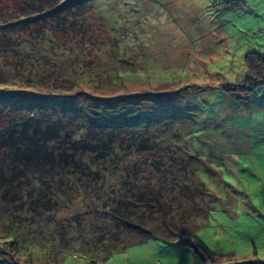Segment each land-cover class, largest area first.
Here are the masks:
<instances>
[{
  "label": "rangeland",
  "instance_id": "rangeland-1",
  "mask_svg": "<svg viewBox=\"0 0 264 264\" xmlns=\"http://www.w3.org/2000/svg\"><path fill=\"white\" fill-rule=\"evenodd\" d=\"M82 1L95 18L89 21L91 37L100 39L102 47L94 52L96 61L86 67L79 84L58 91L20 80L0 83V111L9 110L10 119L21 111L26 119L54 123L62 137L72 132L95 138L107 131L119 133L113 144L130 154L126 166L136 173V180L124 177L117 163L111 165L109 178L86 183L99 188V195L92 197L100 208L82 216L71 239L55 233L48 211L45 220L37 221L28 205L22 206L24 211L0 207V262L264 263V84L238 89L248 76L246 55L253 52L264 58V0ZM0 6L12 11L20 5L0 0ZM101 74L111 79L98 77ZM123 104L124 114L139 125L111 126L119 120L112 110ZM100 119L104 125L96 124ZM152 137L158 141L150 142ZM169 147L178 158L187 157L184 151L196 158L191 164L198 167L205 185L203 205L209 204L205 218L198 220L193 237L183 235L175 241L119 232L109 210L123 195L132 196L134 181L138 187L163 184L152 160L163 162L162 174L168 179L163 196L175 211L171 215H180L177 203L187 201L171 180H180L183 170L171 163ZM109 161L111 157L105 158ZM56 179L65 182L61 190L66 195L71 181ZM161 218L157 213L153 221H146L156 227ZM186 239L204 242L215 257L203 259Z\"/></svg>",
  "mask_w": 264,
  "mask_h": 264
},
{
  "label": "trees",
  "instance_id": "trees-1",
  "mask_svg": "<svg viewBox=\"0 0 264 264\" xmlns=\"http://www.w3.org/2000/svg\"><path fill=\"white\" fill-rule=\"evenodd\" d=\"M15 2L20 5L18 9H13L16 13L8 9L4 11L0 6V83L20 80L26 85L50 90H72L79 84L86 67L96 61L94 52L102 47L100 39L101 42L97 37H91L93 27L89 21L92 22L95 18L89 7L82 0ZM245 64L248 76L238 89L246 91L264 84V58L252 52L246 55ZM102 75L98 77L107 81L111 79L110 74ZM126 104L112 110L115 117L119 118L113 121L115 124H111L112 127L121 129V126L140 124L124 114ZM108 111L107 109L106 112ZM9 114V110L0 111V147L3 148L0 150V161L4 164L0 166V207L11 205V210L24 211L22 206L28 205L37 221L45 220L44 213L48 211L52 214L51 222L55 233L61 238L71 239L82 216L100 208L92 197L94 194L99 195V188H88L86 185L89 184L86 183L109 178L111 165L117 166V163L123 167L124 177L136 180V173L126 166L130 154L113 144L119 133L107 131L102 137L95 138L82 137L81 134L72 132L62 137L59 127L54 123H45L33 116L26 119L21 111L11 119ZM2 117H7L8 121L2 120ZM17 117L19 120L13 121ZM104 123L103 119L96 122L97 125ZM157 139L152 137L149 141L154 143ZM56 141L58 143L53 146L49 144ZM169 149L172 152L169 156L171 163H178L183 170L180 180H171L176 190H179L182 201H187L177 203L181 209L179 218L171 215L174 209L171 202L163 196L162 187L168 183L165 174H162L163 162L152 160L153 167L161 174L160 181L163 184L155 187L148 182L138 187V181H134L137 188L132 196L123 195L109 210L119 232H127L135 238L157 235L167 241H175L183 235L192 234L193 237L198 220L205 218L209 204L203 205L205 185L199 179L198 167L191 164V158L195 157L184 151L187 157L178 158L177 151ZM109 157L112 161L107 164L105 158ZM57 177H66L67 181H71L72 187L65 190L66 195L61 190V185L65 182L57 183ZM47 179L56 181L57 185L45 184ZM77 182L79 186H75ZM23 198H26L25 202L22 201ZM23 213L26 215L28 212ZM157 213L161 214V223L151 227L146 220L153 221ZM9 215L7 214L8 218ZM191 241L185 240L203 259L215 257V253L204 242L199 239L195 240L196 243ZM110 251L111 249L108 252ZM229 264L264 263L245 261Z\"/></svg>",
  "mask_w": 264,
  "mask_h": 264
}]
</instances>
